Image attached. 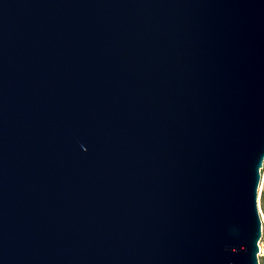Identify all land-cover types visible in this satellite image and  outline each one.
I'll list each match as a JSON object with an SVG mask.
<instances>
[{
    "label": "water",
    "instance_id": "water-1",
    "mask_svg": "<svg viewBox=\"0 0 264 264\" xmlns=\"http://www.w3.org/2000/svg\"><path fill=\"white\" fill-rule=\"evenodd\" d=\"M264 0H0V264H259Z\"/></svg>",
    "mask_w": 264,
    "mask_h": 264
},
{
    "label": "rangeland",
    "instance_id": "rangeland-1",
    "mask_svg": "<svg viewBox=\"0 0 264 264\" xmlns=\"http://www.w3.org/2000/svg\"><path fill=\"white\" fill-rule=\"evenodd\" d=\"M263 179H264V164L263 168L261 170V182H260V188L262 189V184H263ZM260 214H261V221H262V236L259 241V256L258 259H263L264 260V215L262 214L261 210L259 209Z\"/></svg>",
    "mask_w": 264,
    "mask_h": 264
},
{
    "label": "trees",
    "instance_id": "trees-1",
    "mask_svg": "<svg viewBox=\"0 0 264 264\" xmlns=\"http://www.w3.org/2000/svg\"><path fill=\"white\" fill-rule=\"evenodd\" d=\"M259 207H260L262 214L264 215V179H263L262 189H261L260 196H259ZM258 260H259V264H264L263 259H258Z\"/></svg>",
    "mask_w": 264,
    "mask_h": 264
}]
</instances>
